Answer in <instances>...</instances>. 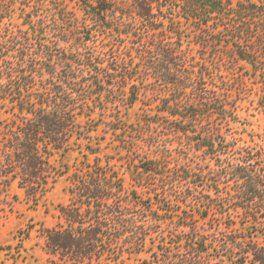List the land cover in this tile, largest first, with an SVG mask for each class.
<instances>
[{
    "label": "trees",
    "instance_id": "obj_1",
    "mask_svg": "<svg viewBox=\"0 0 264 264\" xmlns=\"http://www.w3.org/2000/svg\"><path fill=\"white\" fill-rule=\"evenodd\" d=\"M78 1L82 17L64 29L60 0H19L14 30L1 25L17 0H0L1 191L15 185L36 208L68 182L41 229L48 264H264V157L227 156L217 122H237L225 55L264 81V0ZM69 151L76 165L51 162ZM240 214V227L228 222Z\"/></svg>",
    "mask_w": 264,
    "mask_h": 264
},
{
    "label": "rangeland",
    "instance_id": "obj_2",
    "mask_svg": "<svg viewBox=\"0 0 264 264\" xmlns=\"http://www.w3.org/2000/svg\"><path fill=\"white\" fill-rule=\"evenodd\" d=\"M61 8H58V12H63V26L62 28L67 29L71 25L73 18L81 19L82 12L79 9L78 0H60ZM19 0L15 4V12L12 15L11 21L7 22L4 20L3 25L7 28H13L14 30L21 27L19 18ZM61 15V14H60ZM7 23H10L7 25ZM185 27H190L189 22H183ZM83 30H76L74 32H67L64 38L71 39L74 37H79ZM184 40V39H183ZM184 46L187 40H184ZM58 47L64 48L63 43H59ZM224 59L229 60V69L222 66V75L225 79L229 77H234V83L239 82V88L232 90L230 94V101L234 105V114L236 115L237 122H226L219 121V127L222 137L221 146H229L227 156L232 155L233 149H250L253 153H258L264 157V81L263 78L254 77L250 67L243 61L237 60L231 63V58L225 55ZM227 70V71H226ZM233 85V83H232ZM127 93L123 90H117L115 97L117 100H124ZM141 99H143L141 97ZM144 103L148 105L149 100L143 99ZM121 103V102H120ZM141 103L136 102L133 107L128 111V115L132 117L135 112L141 110L139 109ZM146 105L143 104V109ZM116 107V106H113ZM112 107V108H113ZM148 107V106H147ZM115 110L109 109L107 113L114 112ZM125 110L121 108V113ZM98 116H104L102 113L94 114ZM103 118V117H102ZM107 116H104L106 119ZM8 115L0 111V121H9ZM214 120V119H213ZM206 123V122H205ZM102 127H99V135H105L102 132ZM109 137V133L106 134ZM85 141L81 140L83 144ZM233 148H232V147ZM105 153H108L109 157H117L115 155V150L105 149ZM226 155H222V159ZM75 158H77V153L75 151H69L65 156H61L60 153H54L51 156V162L58 165L61 163H68L76 165ZM79 159V158H78ZM111 164L115 165L119 173L124 179V185L127 189L131 188L134 184L127 173H124L122 168L119 166L121 163L116 159L111 160ZM212 164V163H211ZM157 185L160 184L159 181H155ZM67 180L65 177H58L55 179L52 186L46 191L44 196L38 202L36 208H32V201L29 199L25 202L26 197L23 195V191L12 185L8 191H1L0 187V264H48L47 254L44 250V238L41 233L42 227H51L56 222L57 215V205L66 204L68 202L67 193ZM158 187V186H156ZM232 188V186H231ZM138 195L144 197V191H138ZM17 194L16 200H13L12 195ZM234 221L238 227L240 224L245 222L246 219L243 215H238L237 217L228 218V222ZM208 223H210L208 221ZM32 224L33 229L29 231V236L19 242L18 235L19 231L26 228L28 225ZM209 224H207L208 226ZM245 228V227H244ZM257 228V227H256ZM256 228L252 230L251 227L245 228L250 232H256ZM238 232L239 229H235ZM19 253V254H18ZM145 254L141 255H131L127 260L126 264H137L140 257H144ZM14 259L17 261L14 263ZM216 261H212L213 264Z\"/></svg>",
    "mask_w": 264,
    "mask_h": 264
}]
</instances>
